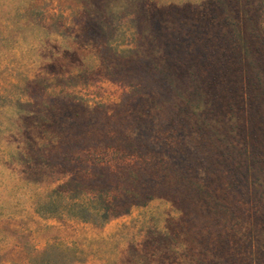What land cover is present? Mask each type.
Returning <instances> with one entry per match:
<instances>
[{
	"label": "rangeland",
	"instance_id": "1",
	"mask_svg": "<svg viewBox=\"0 0 264 264\" xmlns=\"http://www.w3.org/2000/svg\"><path fill=\"white\" fill-rule=\"evenodd\" d=\"M45 263L264 264V0H0V264Z\"/></svg>",
	"mask_w": 264,
	"mask_h": 264
},
{
	"label": "trees",
	"instance_id": "2",
	"mask_svg": "<svg viewBox=\"0 0 264 264\" xmlns=\"http://www.w3.org/2000/svg\"><path fill=\"white\" fill-rule=\"evenodd\" d=\"M31 6V5H30ZM32 8V9H31ZM28 10V12H32V10H33V6L32 7H30V8H28L27 9ZM30 10V11H29ZM56 11V8H54V7H52L51 8V10H49V15L51 14V15H54L53 13ZM248 96H250L251 97V95H250V92H249V90L248 91H246L245 92ZM251 100V99H250ZM250 106V104L247 106V107H249ZM246 107V108H247ZM247 111H249V110H247ZM250 112V111H249ZM248 130H249V127H248ZM41 203V201H38V202H35V204L36 205H38V204H40ZM54 205V208L56 207V205L55 204H53ZM71 205H69V207H70ZM82 209L81 210H83L84 208L83 207H81ZM54 213L57 211L56 209H53L52 210ZM59 213V212H58ZM95 214H98V213H95ZM99 218H101V219H104V215L103 214H100V216H99ZM86 221H88V220H86ZM51 247H61V249H63L62 251H68L69 249L68 248H64V247H62V246H58V245H50ZM45 264H50V263H45Z\"/></svg>",
	"mask_w": 264,
	"mask_h": 264
}]
</instances>
